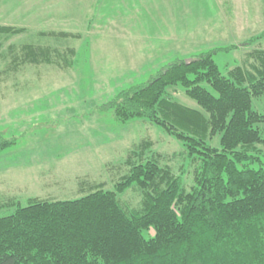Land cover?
I'll list each match as a JSON object with an SVG mask.
<instances>
[{"label":"trees","instance_id":"1","mask_svg":"<svg viewBox=\"0 0 264 264\" xmlns=\"http://www.w3.org/2000/svg\"><path fill=\"white\" fill-rule=\"evenodd\" d=\"M22 31L0 26V34ZM8 50L14 71L71 64L48 42ZM213 55L171 61L107 105L118 122L147 119L182 142L188 188L183 167L177 174L169 165L175 155L151 151L153 142L142 139L125 156L128 170L113 189L91 186L70 200L32 197L0 216V264H264V111L252 106V98L264 96V49L247 51L227 75ZM178 86L196 108L175 99ZM216 135L219 147L209 142ZM15 143L0 132V151ZM255 160L259 166L251 167ZM132 186L141 195L136 207L118 198Z\"/></svg>","mask_w":264,"mask_h":264},{"label":"rangeland","instance_id":"2","mask_svg":"<svg viewBox=\"0 0 264 264\" xmlns=\"http://www.w3.org/2000/svg\"><path fill=\"white\" fill-rule=\"evenodd\" d=\"M0 26L23 29L0 34V132L16 140L0 151L2 216L32 197L70 200L91 186L113 189L128 170L125 156L142 139L153 142L151 151L175 155L168 163L177 174L183 167L188 188L182 142L147 119L118 122L107 105L176 59L212 51L223 75L242 65L247 51L264 49V0H0ZM25 42H48L71 64H26L14 71L8 45ZM174 95L197 107L181 87ZM252 106L263 112L264 96L252 98ZM209 142L219 147L217 135ZM118 198L136 207L141 195L132 186Z\"/></svg>","mask_w":264,"mask_h":264}]
</instances>
